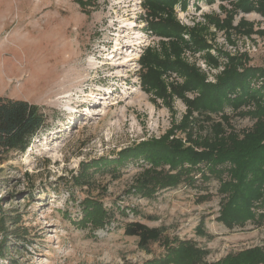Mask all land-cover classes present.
<instances>
[{
	"label": "rangeland",
	"instance_id": "1",
	"mask_svg": "<svg viewBox=\"0 0 264 264\" xmlns=\"http://www.w3.org/2000/svg\"><path fill=\"white\" fill-rule=\"evenodd\" d=\"M149 1L0 0V96L35 104L46 116L27 151L0 166V205L20 214L26 231L10 239L2 263L183 264L187 244L201 252L195 264H219L264 250L261 201L255 222L228 227L219 219L230 198L221 191L227 171L211 174L202 165L191 182L162 189L160 176L183 161L166 156L157 165L148 153L126 152L169 133L186 148L188 134L206 136L208 124L183 123L202 93L196 85L186 91L197 81L191 73L217 84L228 68H264V14L243 11L241 0H177L154 14ZM166 18L182 31L157 29ZM44 58L51 59L40 65ZM261 83L255 79V89ZM234 99L222 100L212 120L229 116L241 133L254 125L241 114L256 105ZM140 175L157 180L149 192L160 191L137 193ZM133 222L160 229L159 239L140 245L125 234Z\"/></svg>",
	"mask_w": 264,
	"mask_h": 264
},
{
	"label": "trees",
	"instance_id": "2",
	"mask_svg": "<svg viewBox=\"0 0 264 264\" xmlns=\"http://www.w3.org/2000/svg\"><path fill=\"white\" fill-rule=\"evenodd\" d=\"M77 1L82 3V0ZM176 1L151 0L149 3L153 8L149 7L154 14H157V10H168ZM239 5L243 11H256L264 14V0H241ZM166 24L167 26L164 27L163 25ZM156 25L157 29L164 27L178 33L182 31L170 18L160 19ZM191 75L193 80L197 81L186 87V91L192 90L196 85L202 88V93L198 98L189 102V112L183 123L193 120L199 122L200 128L204 127L202 125L208 124L206 136L199 140V138L194 139L188 134L187 142L191 145L186 148L180 138L169 133L160 140L151 141L149 144L143 143L142 146L127 149L126 152L148 153L155 159L157 165L166 156H177L183 161L179 171L165 172L160 176V178H165L161 183L162 189L174 188L179 184L191 182L193 180L191 171L202 165L206 166L211 174L219 175L218 173L227 171L228 174H231V178L222 182L221 191L229 193L230 198L224 204L219 219L228 227H233L236 224L243 225L248 219L254 221L255 213L252 209L256 201H261L264 211V68L250 67L241 70L228 68L224 72V77H221L217 84H206L203 76L197 70H194ZM255 79L262 82L257 89L253 85ZM145 83L146 86H151L150 83ZM237 90L238 92H236ZM231 95L235 96L233 100L235 103L239 101L247 103L250 99L255 103V110L241 114L249 116L254 121L251 129L241 133L237 132L230 123V117L226 115L222 116V121L214 124L213 115L223 110L221 101L225 100L231 103ZM194 113L197 114V118H193ZM45 123L46 116L37 105L21 99L0 96V166L13 160L15 154L25 153L30 147L32 139L44 127ZM184 128L186 130L187 126L184 125ZM146 146L154 151L151 150V153L146 150L148 148L143 150ZM185 163L189 164V167H185ZM224 166L227 168L222 170L221 168ZM146 171L147 174H154L157 170L148 169ZM143 176L140 175L137 178L136 192L142 193L146 197H152L160 191L157 189L149 192L158 182L154 177ZM80 179H88L86 173H82ZM259 218L264 219V213L260 214ZM21 221L22 216L19 213H9L0 205V264H4L1 261L10 256L11 245L13 246L10 239L12 237L24 238L22 234L26 231L20 226ZM125 234L137 236L140 238V245L145 246L151 241L158 240L161 230L148 229L140 222H133L125 228ZM183 246L185 249L181 254L182 260L178 261L183 264H195L194 259H197L196 255H201L200 250L192 245L184 244ZM171 263L175 264L174 261ZM8 264H17V260L10 259ZM219 264H264V250L257 247L237 255H230Z\"/></svg>",
	"mask_w": 264,
	"mask_h": 264
},
{
	"label": "bare ground",
	"instance_id": "3",
	"mask_svg": "<svg viewBox=\"0 0 264 264\" xmlns=\"http://www.w3.org/2000/svg\"><path fill=\"white\" fill-rule=\"evenodd\" d=\"M32 41H33V40H32ZM36 41H37V40H36ZM33 42H34V41H33ZM57 47H58V46H57ZM55 48H56V47H55ZM34 55H35V54H34ZM49 59H51V58H47V59L44 58V59L38 61V63H39L40 65H41V64H45V62L48 61ZM64 59H65V58H64ZM69 59H71V58L69 57ZM38 63H37V64H38ZM27 78H28V77H27ZM67 78H68V77H67ZM10 83H12V82H10ZM31 83H33V84H30V87H31L32 85H35V83H34L33 81H31ZM59 83H60V85L62 84L61 81H60ZM56 85H58V84H56ZM56 85L53 84L52 86H50L49 89H51V90L54 89V87H55ZM8 87H9V86H8ZM55 88H56V87H55ZM57 88H58V87H57ZM19 89L23 91V90L25 89V87H24L23 85H20ZM39 90H40V89H39ZM54 90H55V89H54ZM60 90H61V89H60ZM34 91H37V89L34 90ZM47 91H48V90H47ZM56 91H57V90H56ZM56 91H55V92H56ZM59 92H60V91H59ZM62 92H63V91H62ZM33 94H34V93H33ZM52 94H53V93H52Z\"/></svg>",
	"mask_w": 264,
	"mask_h": 264
}]
</instances>
